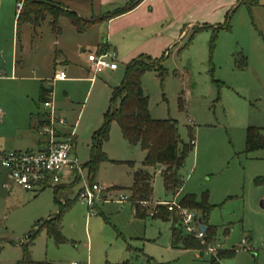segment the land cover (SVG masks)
Returning a JSON list of instances; mask_svg holds the SVG:
<instances>
[{
  "label": "rangeland",
  "instance_id": "obj_1",
  "mask_svg": "<svg viewBox=\"0 0 264 264\" xmlns=\"http://www.w3.org/2000/svg\"><path fill=\"white\" fill-rule=\"evenodd\" d=\"M229 17L231 29L218 30L213 43L211 29L197 33L192 40L190 34L181 39L161 61L164 79L148 70L141 77V86L151 118L175 120L183 142L191 139L189 133L192 135L194 149L179 173L183 187L176 201L188 194L198 198L207 194L213 206L209 224L216 227L217 244L211 246L216 248L214 255L219 249L235 250L221 264H264V208L260 206L264 201V149L245 153L244 146L248 127L264 128V0H258L250 11L236 4ZM11 29L12 17H8L0 24V110L12 116L11 123L1 129L12 135L15 129L20 131L21 117L25 120L29 114L42 111L39 81L32 78L52 77L58 47L53 44L56 34L48 20L41 26V35L23 29L16 56L17 78L8 79L15 61V32ZM94 39H88L89 45ZM78 52L73 48V59ZM242 56L246 66L239 69L237 62ZM57 66L56 71H65L68 79L52 82V103L67 125L75 126L74 154L82 166L89 160L92 133L103 123L125 67L117 62L116 72L79 82L71 78L68 68L73 65ZM102 151L110 162L100 163L93 180L83 169V177L59 195L60 200L67 198L72 203L62 216V243L50 239L44 227L33 241L27 239L36 232L38 221L44 220L39 224L43 225L57 213L55 186L36 192L0 187V264H16L25 248L33 261L55 264H114L123 260L132 264H209L210 255L205 251L210 247L200 251L204 254L172 249L171 221L150 214L159 206L156 202L173 197L166 195L159 172L152 171L153 203L146 217H134L129 201L118 202L126 196L125 189L141 166L144 151L124 141L115 121ZM94 181L103 190L95 194L91 214L78 198L84 182L89 186L96 184ZM114 186L122 189L111 190L106 197V189Z\"/></svg>",
  "mask_w": 264,
  "mask_h": 264
},
{
  "label": "crops",
  "instance_id": "obj_2",
  "mask_svg": "<svg viewBox=\"0 0 264 264\" xmlns=\"http://www.w3.org/2000/svg\"><path fill=\"white\" fill-rule=\"evenodd\" d=\"M30 1H35V0H30ZM41 1L47 3L48 6H51L52 10L50 12L47 11L45 16L42 19L38 20V22L26 23L18 27L17 16L22 8V4L24 0H0V24L3 23V21L6 18L12 17L11 31L12 33L15 32V38H14L15 43L13 49V54H14L13 56H15V61H13L12 73L8 77V79L17 78L16 56H17L18 46H20L19 39L21 37V31H23V29L33 31L34 33H39L41 35V30H40L41 26L45 21L48 20L49 25L51 26V30L53 31V33L56 34V40L54 41L53 44L57 46L58 49H57V54L55 56V60L53 62L52 77L49 79L47 78V75H41L39 77L32 78L33 80L39 81L38 82L39 84L37 85L39 103H40L39 101L40 89L42 86L52 88V92L48 95L49 99L52 101L53 98L52 82H62L68 79L65 71L61 69L59 71H56L58 64H64V66L66 67H68V65H73L71 66L72 68H68L69 71L71 72L72 80H78L79 82H82L85 80L93 81L94 78L100 74H104L106 72L114 73L118 70L117 67L115 71L107 70L98 75H93L91 70L88 69L89 66L87 59L85 58V53L87 56V54L96 52L100 48H104L106 51L109 52H114L117 57V62L124 64V67L132 60H136L140 57H149L150 59L163 60V58L167 54V50L175 47L176 44H178V42L184 37H186L188 34H190L191 36L192 33L197 29H200L202 27H206V28L201 31L211 29L212 35H213V31L216 30L215 35L217 36V31L223 29L222 28L223 24L227 22L230 28L227 29L226 31H229L231 29V23H230L231 17H229V13L236 4L240 5L239 0H41ZM18 3H21V8L19 10L17 9ZM53 6L55 7L53 8ZM251 8H247V9L250 11ZM65 13H70L71 15H66ZM72 19L79 20L80 23H86L87 25L83 28L82 31H78L76 27L73 25ZM218 25H221V27H217ZM93 38H95L94 40H96L95 43L93 45H89L88 39H93ZM75 47L79 49L78 52L79 54L76 55V59H73L72 52H73V48ZM20 48L22 50V45ZM239 54L240 53H237V55ZM159 55L161 56L158 57ZM242 57L237 62L238 64H243V67L241 68L238 65L239 69H242L246 66L245 57L244 56ZM60 72H64L65 78L63 80L54 79V76ZM43 111L44 110L42 109V111L38 110L33 114H29L28 117H25V120L23 119V117H21L20 131H18V129H15V132L11 135L7 133L6 134L3 133L1 129L4 128L6 124L11 123L12 116L8 112H4L0 110V152L39 150L41 147L42 139L36 132V126L44 118L43 117L42 119H40V115L42 114L44 115ZM60 115L64 117L63 114ZM57 129L59 132L65 135L68 133L66 131L74 130L75 126H68L66 121L65 126L58 127ZM96 130H94L93 133ZM72 142H73L72 155L77 160L74 154V148L76 143L75 135L73 136ZM244 146H245V142H244ZM140 165L141 166L137 168L132 174V183H133L134 173L139 170H145L151 176H152V171L156 170L157 172H159V174L162 177V172L164 169L162 166H157L155 168H146L142 166V162ZM129 166L133 168L134 167L133 162H130ZM75 176L76 175L74 173H65L62 176V180L60 182V184L61 183L62 184L61 185L58 184V185L69 186L71 183L74 182ZM132 183L129 187H126L127 189L125 190H127L128 192L126 193V196L121 197L119 199L118 201L119 203L123 204L125 200L130 202L129 188L132 186ZM151 184H152V197H153V176H152ZM0 187L10 191H12L13 189H18L19 191H25L17 187L16 185L10 183L8 179V171L1 165V163H0ZM182 187L183 184L180 186V188L177 191H175L174 194L167 193L164 188L166 195H171L173 197L171 200L156 202V204H158L159 206L163 205L166 209H167L166 206L167 204H171V203L178 204L179 202L176 201V196L178 192L182 189ZM117 189H122V188H118L114 186L106 189L108 190L106 191V197L109 191L117 190ZM188 195H194L198 200L200 199L195 194H188ZM106 201L107 198L103 202ZM152 203L153 201L151 198V202L148 203L146 207L148 208L149 205H151ZM261 203L262 205H264V201H261L260 205ZM131 210L134 216V210L132 204H131ZM148 210L151 211L150 209ZM48 218L46 220H48ZM198 224L199 226L201 225L199 222ZM34 226H35L34 230H36L37 229L36 224ZM169 231H170L171 248L178 249L172 247L171 225ZM199 253L204 254L201 252ZM125 261H129V260H123L121 262L114 264H120Z\"/></svg>",
  "mask_w": 264,
  "mask_h": 264
},
{
  "label": "trees",
  "instance_id": "obj_3",
  "mask_svg": "<svg viewBox=\"0 0 264 264\" xmlns=\"http://www.w3.org/2000/svg\"><path fill=\"white\" fill-rule=\"evenodd\" d=\"M240 5L251 8L258 4V0H239ZM55 6H53L54 8ZM51 6L41 0H24L22 8L17 16V26L26 23H36L42 19L45 14L50 12ZM56 12V11H55ZM71 15L70 13H65ZM73 25L78 31H82L87 25L80 23L79 20L72 19ZM81 24V25H80ZM202 27L197 29L190 36V40L196 33L205 29ZM223 29L230 28L226 22L223 24ZM216 30L213 31L211 43L216 37ZM161 59H150L149 57H140L132 60L125 65V74L119 87L112 91L109 100V108L104 114V120L101 126L93 133L90 157L82 168L87 171L89 179L92 181L94 175L98 171L99 165L102 162H110L102 152V145L109 138L110 124L115 121L119 127L122 138L129 145H139L144 151L145 156L142 161V166L146 168H155L162 166V179L165 191L174 194L182 185L180 171L185 165L186 158L193 151L194 143L192 135L191 139L186 143L183 142L178 133L177 123L172 119H153L148 111V97L144 94L141 86V77L148 70H154L157 77L164 79L166 71L164 70ZM243 67V64H238ZM52 92L51 87L42 86L40 89L39 101L43 103L49 100L48 95ZM44 115H40L42 119ZM44 119V118H43ZM43 119L41 121H43ZM264 149V128L248 127L245 136V153ZM74 182L69 186H56L53 188L54 203L58 207L56 214L45 220L43 225L37 222L36 232L28 235L27 239L33 241L39 229L44 227L47 236L55 243L64 241L61 235V220L63 214L71 207V200L67 198L62 202L60 193L68 190L75 185L79 180L78 176L74 177ZM152 176L145 170H139L133 175V183L129 188V200L134 210L136 218H144L148 215L146 205L151 202L152 198ZM181 208L187 209L196 213L197 221L206 226L204 237L198 240L191 235L186 234L181 225V218L175 211H169L165 207L157 206L150 214L153 217L161 220L171 221V243L172 247L182 250H205L211 247L216 242V227L209 225V217L213 210V206L208 203L207 194H203L198 200L194 195L184 196L178 203ZM203 242V244L200 243ZM208 246V247H207ZM235 250L225 251L217 250L216 256L211 255L208 261L209 264H221L224 259L234 255ZM16 264H52L49 262H36L30 257L29 250L24 249L22 258ZM120 264H131L125 261Z\"/></svg>",
  "mask_w": 264,
  "mask_h": 264
},
{
  "label": "built area",
  "instance_id": "obj_4",
  "mask_svg": "<svg viewBox=\"0 0 264 264\" xmlns=\"http://www.w3.org/2000/svg\"><path fill=\"white\" fill-rule=\"evenodd\" d=\"M21 3L17 4V9ZM89 69L93 75L104 71L117 69L116 54L100 48L98 51L87 54ZM64 72L54 76L56 80H63ZM44 119L36 126V132L41 137V147L37 151H6L0 152V163L8 171L10 183L25 191H39L41 189L60 184L65 173H74L83 177V168L72 156L73 130L67 134L58 131V127L65 126L66 120L49 99L42 103ZM103 190L98 184L84 187L79 194V200L87 204L93 214V207L97 201L96 193ZM169 211H175L181 218L183 231L198 240H202L204 232L201 231L194 212L181 208L176 203L167 204ZM216 248H208L205 252L214 255Z\"/></svg>",
  "mask_w": 264,
  "mask_h": 264
},
{
  "label": "water",
  "instance_id": "obj_5",
  "mask_svg": "<svg viewBox=\"0 0 264 264\" xmlns=\"http://www.w3.org/2000/svg\"><path fill=\"white\" fill-rule=\"evenodd\" d=\"M260 206H261L262 208H264V205H262V203H261ZM200 229H201L202 232H205V230H206V226H204V225H200Z\"/></svg>",
  "mask_w": 264,
  "mask_h": 264
}]
</instances>
